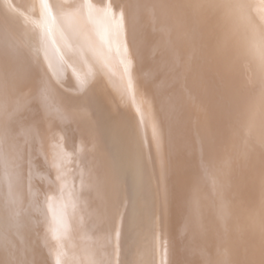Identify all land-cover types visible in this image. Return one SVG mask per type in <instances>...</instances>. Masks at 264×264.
Returning a JSON list of instances; mask_svg holds the SVG:
<instances>
[{
  "label": "bare ground",
  "instance_id": "6f19581e",
  "mask_svg": "<svg viewBox=\"0 0 264 264\" xmlns=\"http://www.w3.org/2000/svg\"><path fill=\"white\" fill-rule=\"evenodd\" d=\"M176 1L183 3L184 4L183 8H184V6H186L187 8H190V10L192 11V14H191V15H193L192 22H194V26L192 29L191 28H186V29L183 28L180 30L178 27H175V25H173V23H171L169 21L170 18L168 17V13H167L168 19H166L167 18L166 13H165L166 10L163 9L162 3L160 0H145V2H147L146 5H149L150 7L147 8L146 6H144L147 9H144V7H141L142 10L144 9L141 13L139 12V10H141L139 5H142V4L139 2L140 3L138 5L139 8H137V9H139L138 12L140 13V15L138 16L139 17L138 19H136L133 4H132V2H130V0H85V1H83L84 4L82 5V8L79 11H71L68 8H65L58 0H49V4L52 8V14H54L55 19H52L50 17V15L47 12H45L44 9H42L41 0H0V149H2V151H4V152H6V149H7L8 150L7 153L10 154L12 159H15L18 162L22 156L19 157V154L14 155L13 153H12L13 154V156H12L11 152L9 151V145L11 143L17 144L18 142H21L20 140H22V141L24 140V142L27 143L28 141L26 142V140L23 138L26 137V139L29 140L30 137H32V134H33L32 131L34 132V130H35V128H34V130H32L33 128L31 127L32 125L34 126L33 121H35L34 118L32 117L34 115L31 114L32 110L30 111V109H29L30 107H32V104L29 103L31 105L29 108H26L27 106H25V105H27L25 103L31 101L29 98V96H30L29 94H31L29 91H31V90H30V88L28 90L27 80L30 77H33V75L30 76V72H32L34 70L33 69L34 66L32 67V63L30 61V59H32V58H30V56L26 53L22 54V51H24L25 49L28 50L31 48L33 54L36 53L37 58L38 57H39L38 59L41 58L40 61L43 59L45 62H47V64L43 66L44 68H42V71L44 70L45 73L47 74V79H48V76H50L49 81L46 84L48 85L49 82H53V84L55 85L54 89L57 91V93H56L57 95H53L54 98H56V97L58 98V96H59L58 92H61L62 89L67 88L65 90H67V92H68L71 85H73L74 87L79 86V84H78L79 81L76 80V78L74 77L75 75H77V77L79 76L80 79H82L81 83L83 82L84 84H87V85H90L91 81L92 82L93 81H97V82L103 81V83L104 82H108L107 84L110 83L109 85L111 86V85H114V82H113L114 79L109 78L108 76L111 75L110 70L113 67H111L109 69L108 66H110V65H107L106 67H108L107 69L109 71L106 70L105 68H100V67L106 65V62H103V60L101 58V57H104L105 54H104V52L102 53V51H103L102 50L101 53L104 55H102L99 58L95 52V49H97L98 46L100 47V44H101V43H99L101 41H99V42H95V41H97V39L100 36V30L101 31L103 30L104 34L106 33L105 35H108V40L110 42L107 39L105 40L101 37L103 39V41L105 40V41H108V43L112 44L114 42L113 40L115 39V40H117V42H119L118 47H117L119 49V52H116V53L120 54L119 57H122V59H121L122 64L125 65L123 68L126 70L127 69L131 70L129 73H128V71H125V70H124V72H127L126 75H129V77L133 76L136 79V81L141 84L140 86L143 87L142 90H144V92H142V93H144V95H142V97H140V99H138V97L137 98L135 97L136 101H134V102H137V100H139V102H137V104L140 103V107L142 106V108L145 109V112L142 113L143 115L145 114L144 119L142 118L141 114H140L141 117L140 116L138 117L139 113L137 111H140L138 109L136 111L137 113L135 112L137 114V119L135 117L136 115L134 116L131 112H130V114L133 115L136 122H137L138 118L143 119L145 125H143L142 122L139 123L141 120H138V124H137L138 126H136L137 127L136 130L134 129L135 130V133H134V130H132V129L135 126L132 123H136L135 121L133 122V120H132L131 121L132 123L130 122L132 124V127L130 129V128H127L128 122L126 123L122 120L120 121V119H119L120 123L121 122L124 123V124H122V126H124L123 131H125V130L126 131H125V133H122L123 132V131H121L122 129L121 130L119 129L121 126L120 127L117 126L116 129L117 130L119 129L118 134L122 133V134L117 135V136H119L120 144H121V140H122V143H124L126 147H124V149H123V148H120L121 145L120 146L117 145L116 146L117 148L115 147V149L118 150V147H119V149L122 150L121 152H119L120 158L122 156V159H127L128 161L130 160L129 163H132L134 167H137L138 170L139 169L143 170V171H141V173H144L145 180L148 178L147 181L149 182V184L153 185V184L157 183L156 184L157 187H155V188H158V189L155 190V193H156L157 198L160 200V203L158 201H157V203H156V201H154V203L149 204V206H151L152 208L154 206L156 208L155 211H157L156 214H158V212H159V215H160L159 219L160 220L163 218L161 220L162 221V224L160 227L161 229H158V230H161L160 232L162 233L161 238L158 240L162 239V241H164L163 245L167 244L166 246L168 249L165 251L164 261L162 260L163 259V257H162L163 253L160 252V253H162V254H160V256L162 255L161 260L163 261V264H264V0H176ZM142 3H143V0H142ZM159 4L161 5L160 7H162V8H159L157 10L156 5L158 6ZM19 15H23V21L21 18V22L20 21L17 22V20L20 19ZM157 16L159 18L158 20H161V22L159 24L162 23L164 25V27L163 26L161 27V25H160L159 27H161V28H159V29H158V27L157 28L155 27L156 26V19L155 18H157ZM188 22H191V20H189ZM18 23H19V25H18ZM101 34H102V32H101ZM106 44H107V42H106ZM106 44H105V46H106ZM200 45H202V47ZM95 46H97V47H95ZM103 46L104 45H102L101 48H103ZM104 48H106V47H104ZM112 48L114 49V46H112ZM115 48H116V46H115ZM100 49L96 50L99 52L98 55H101ZM27 50H25V52H27ZM64 50H67L66 52L68 54L66 52H64ZM110 50H112V49H110ZM115 50H117V49H115ZM200 50H202V53H201L202 55H200ZM113 55L115 56L114 53H113ZM16 58H17L18 64H19L18 67L16 66L18 68L17 76L5 74L6 72H11L14 70L12 64L15 63ZM82 59L85 62H87L89 64V66H91V68L94 67V65H95L97 74L94 75L93 74L94 72L92 73L95 77L92 76L90 71H88V69L90 70V67H88V66H87L88 67L87 71L90 74H88V73H86V75L81 74L82 73L81 71H80L81 72L80 74H76L77 72L75 73L74 68L75 69H76V67L79 68L80 65H82V64L84 65V68L86 69L85 65H87V64H84ZM202 59H204L203 65L200 64ZM208 59H210L211 61L205 62ZM33 60L34 59H32V61ZM107 60L108 59H106V61ZM111 62H112V59L109 63L107 61L108 64H110ZM117 63H115V65L114 64L113 65L117 67V65H118ZM41 66H42V64H41ZM129 67H131V69ZM123 68L121 70H123ZM93 69L94 68H92V70ZM209 69L211 70L210 75H206V72L209 71ZM5 70H6V72H5ZM15 71H16V68H15ZM114 71H116V70H114ZM145 72H147L148 75H145ZM66 74L69 75L68 79H66V76H67ZM71 75H72V77H71ZM39 77H40V74H39ZM31 80H32V78H31ZM132 81H134V80H132ZM88 82H90V83L88 84ZM116 82L118 83L119 81L116 80ZM37 83H38V80H37ZM43 83H44V80H43ZM103 83H101L102 87H103ZM97 84H99V83H97ZM107 84H105V85H107ZM30 85H32V84H30ZM119 85L116 84L115 88L117 87L119 89L120 87H124L123 86L124 83L122 84V82H121L122 86H119ZM36 86H37V84H36ZM80 86H82V85H80ZM110 86H108V85L105 86L108 89V92L111 89V87L113 88V86H111V87ZM108 87H110V89ZM87 88L88 87H86V89ZM94 88L92 85L91 91L90 90L88 91L89 88L86 90L87 93L84 91L77 93L78 92V90H77V92L71 94L70 98L73 95V97L75 98V101H76L75 109H74L73 105H72L73 107H71L74 109L72 111H74L75 113L65 112L66 109H68V110H70V109L68 106H66L68 108H66L65 106L63 107V108H66V109H64V113L65 114L68 113L67 116L70 115V117H68V119H70V120H68L66 118L67 116H64V118H63V119H65V118L67 119L70 129L72 127L76 128L78 126L77 125V123H78L77 119L78 118L75 120V117L77 114L76 112H80V111H78L79 109H83V112L85 111L86 113L91 112V108H93V107H97V109L100 111L102 110L103 107H101V105L97 101H98V98H100L98 96H102V98H103L104 95L102 93H99V89H98V93H97V91L96 92L94 90L92 91V89H94ZM31 89H33V88H31ZM95 89H97V88H95ZM105 89L103 87V90H105ZM134 89H132V90H134ZM42 90H43V88H42ZM121 90H122V88H121ZM127 91H128V89L127 90L123 89V93H125V94L128 93L129 95L133 94V93H131L132 92L131 89L129 90V92H127ZM62 92H64L66 98H69L68 96L71 93L70 91H69L70 93L68 94V96H66L65 91L62 90ZM108 92H106V93L104 92V93L106 95L107 94L110 95L109 98H111V95H112L111 93L115 92V91L113 90L110 94ZM118 92H119V94L121 93L120 89L118 90ZM134 93H136V91ZM60 94H63V93H60ZM117 94L115 92V95H117ZM139 94L137 92L136 96H138ZM108 95L106 96V100L109 99V98L107 99ZM133 95H135V94H133ZM60 96H63V95H60ZM117 96H114V97H117ZM121 96L123 97L124 95H121ZM121 96H119V97H121ZM132 96L130 98H132ZM46 97L49 98L50 95L47 94ZM79 97H85L86 99H89L90 101L86 100V102L79 103L82 101L81 100L82 98L80 99L81 101H79V99H78ZM112 97H113V95H112ZM114 97H113V99H114ZM119 97H117V98H119ZM127 98L128 97H126V99ZM130 98H129V100H130ZM104 99H105V97H104ZM28 100H30V101H28ZM53 100H55V99H53ZM63 100H64V98H63ZM68 100H70V99H68ZM72 100L74 101L73 98H72ZM114 100H116V99H114ZM101 101H102V99H101ZM101 101H100V103H101ZM116 101L118 102V100H116ZM116 101H115V103L117 104ZM122 101H124V100H121V106L123 104ZM63 102H65V101H63ZM72 103H74V102H72ZM103 103H104V101H103ZM60 104H61V102H60ZM112 104H113V106L116 105L113 103V101H112ZM128 104H129V102H128ZM66 105H68V104H66ZM117 105H120V104H117ZM131 105H133V103ZM138 105L135 104L134 109H136V106H138ZM58 106L60 107V105H58ZM113 106H109L108 108H110V107L112 108ZM121 106H120V108H121ZM61 107H60V109H61ZM128 107H129V105H128ZM133 107H134V105H133ZM140 107L138 106L137 108H140ZM27 109H29V110H27ZM31 109H35V108L33 107ZM55 109H57V108H55ZM60 109H59V113H60ZM115 109L117 110V106ZM61 110L63 112V109H61ZM121 110L123 111L124 109H121ZM115 112L116 111H114V113ZM91 113H93V112H91ZM117 113L118 112H116V114ZM65 114H62V115H65ZM125 114H126V116L128 115L127 111ZM35 115H38V114H35ZM94 115L96 116V114H94ZM94 115H92V116H94ZM57 116L54 118V121L52 119H50V121H53V122L47 121V122H49L47 124L54 123L55 124L54 126L62 125L60 123L62 121L60 120V118H57ZM85 116H87V114ZM92 116L90 117V119L92 118ZM95 116L93 118H95ZM119 116H121V115H119ZM119 116H117V117H119ZM71 117L74 119L72 120ZM83 118H87V117H83ZM119 118H121V117H119ZM124 118H126V117H124ZM39 119H40V117H39ZM87 119H85V120H87ZM198 119H200L202 122L199 123V124H201V126H200L201 128L200 129L197 128L199 130L197 133L195 126H196V121ZM230 119L236 121V124H234V125L232 124L233 126H230L229 125ZM85 120L82 119L81 121L83 123L80 122L79 124H81V123L84 124ZM91 120L93 121V119H91ZM63 121H65V120H63ZM67 121H65L66 124H67ZM90 121L87 123H93V125L95 127L96 126L94 123L95 121L94 122H92V121L90 122ZM65 122H64V124H65ZM96 122H98V121H96ZM114 123L116 125H119V123L116 122V120L114 121ZM114 123L111 122V127H113L112 125H115ZM39 124H40V122H39ZM47 124H45V125H47ZM108 124H109V122H108ZM139 124H141V125H139ZM35 125H36V123H35ZM70 125L72 127H70ZM93 125L91 124L90 127H92ZM97 125H99V124H97ZM125 125H127V126H125ZM62 126H66V125H62ZM108 126L110 127V125H108ZM67 127H68V124H67ZM105 128L106 127H104V129ZM56 129H58V128H56ZM89 129H91V128H89ZM104 129H103V132H104ZM111 129H110V132L113 131ZM128 129L132 130L133 132L128 131ZM141 129L144 131L145 130L148 131V132L146 131V136L144 135V133H140L141 135H139V136L136 135L139 133V131H141ZM62 130L66 131V127L64 129L62 128L60 131H59V129L56 130L55 133H57V131H58L57 134H59V132L61 134L63 132ZM98 130H99V133H101L102 130H100V129H98ZM105 130H107V129H105ZM114 130H115V127H114ZM49 131H52V130H49ZM89 131L91 132L92 130H88V132ZM52 132H49V133L51 134ZM75 132H77V131H75V129H74V133ZM92 132H94V131H92ZM116 132L117 131H115V134H116ZM68 133H69V131H68ZM78 133H77V135H78ZM94 133L97 134V132H94ZM104 133H106V132H104ZM108 133H109V131H108ZM108 133H106L107 135L106 134L105 135H106V137L109 138L110 134H108ZM53 134H54V132H53ZM53 134H52V136H53ZM70 134H72V133L70 132ZM142 134L145 137H143ZM100 135L101 134L98 135L99 138L104 137L103 135L100 137ZM50 136H49V138H50ZM58 136H60V135H58ZM90 136H92V135L90 134ZM117 136H114L115 139L118 138ZM53 137L55 138L56 134H54ZM53 137H51V140ZM92 137L95 138V135ZM96 137H97V135H96ZM106 137H104V138H106ZM32 138H34V140L36 142L32 141V139H31V141H32L31 144H34L33 142H35L34 146L36 147L37 146L36 144H38V146H40L39 149L42 150L41 149L42 144L40 145L39 144L40 142L37 143L39 141V140L38 141L36 140L37 136H35V137L33 136ZM40 138H41V136H40ZM54 138H53V140H54ZM90 138L88 137L87 141H89ZM108 138H106V140ZM83 139H84V137H83ZM86 139H87V137H86ZM96 139L98 140V138H96ZM11 140H12V142H11ZM45 140L48 141L47 138ZM57 140H58V138H57ZM57 140H55V142L59 141V140L58 141ZM60 140L63 141L62 139H60ZM91 140L93 141L94 139L91 138ZM102 140H103V138H102ZM102 140H101V142H102ZM106 140H104V141L106 142ZM29 142L27 145L24 143L26 151H27ZM94 142H96V141L94 140ZM94 142H92V143L95 144ZM41 143H43V142L41 141ZM47 143H49V144L53 143L54 144V142H51V141H49ZM63 143H64V141H63ZM21 144H23V142ZM31 144H30V146H31ZM53 144L51 146H55V144L54 145ZM74 145H76V144H74ZM96 145L97 144H95V146ZM102 145H101V147H102ZM30 146H29V149H31V151H32L33 146H31V148H30ZM38 146H37V148H38ZM44 146H46V145L44 144ZM51 146L49 148H51V149L54 148ZM63 146H64V144H63ZM18 147H20V146H18ZM35 147H34V149H35ZM56 147H55V149H56ZM89 147H90V145H89ZM44 148L47 149L46 147H44ZM71 148H73V146ZM106 148L107 147L104 146L105 151L107 150ZM64 149H65V147H64ZM84 149H85V147H84ZM86 149H85V151L89 150V149H87V150ZM21 150H23V149H21ZM102 150H103V148L101 149V151ZM13 151L14 150H12V152ZM26 151H25V154H27ZM51 151H55V150H51ZM69 151H70V149H69ZM89 151H91V150H89ZM113 151H114V149H113ZM61 152L58 154V157L61 156L60 155ZM67 152H65V153H67ZM71 152L72 151H70V153ZM23 153H24V150H23ZM40 153H41V151H40ZM70 153H69V155L66 154L65 158L67 157V155L70 156ZM80 153H82V152H80ZM80 153H79V155H80ZM93 153H94V151H93ZM105 153L108 154L107 152H105ZM116 153H118V152H116ZM36 154H37V152H36ZM71 154H73V153H71ZM24 155H23V157H25ZM39 155L40 154L38 152V156ZM41 155L46 157L45 154L43 155V152ZM54 155H55V153H54ZM75 155L76 154H73V155H71L73 157L72 158L69 157V158L73 159ZM87 155H88V157H90V155H92V152L87 154ZM87 155L84 157L86 158ZM115 155H117V154H115ZM47 156H48V154H47ZM117 156L115 159H117L119 157V156L118 157ZM51 157L56 158L57 154H56V157L55 156L53 157V154ZM77 157H79L78 154L76 156V159H79ZM105 157H106V155H105ZM111 157H112V154H111ZM111 157L109 156L110 159H111ZM49 158L50 157H48L47 159H49ZM65 158H63L64 162H65ZM26 159H27V157L23 160H26ZM37 159H38V157H37ZM39 159H40V157H39ZM42 159H43L42 162H45L44 158H42ZM51 159H49V161ZM71 159H70V161H72V163L75 162V160H76V159H74V160H71ZM81 159H83V158H81ZM86 159H88V158H86ZM110 159H108V160H110ZM112 159H114V158H112ZM83 160H85V159H83ZM96 160H98V159H96ZM30 161H32L31 163H32V165H34L33 159H30L29 162ZM49 161H47V162H49ZM61 161H62V159H61ZM61 161H60V163H61ZM111 161H114V160H111ZM2 162H5V161H2ZM38 162H39V164H43L42 162H40V160ZM79 162H82V161L79 160ZM50 163L55 164V162H52V161ZM50 163L45 164V165L46 166L51 165ZM97 163H99V162H97ZM97 163H96V165H99ZM110 163L114 167L116 166V164L114 165V162L113 163L110 162ZM120 163L122 166H124V164H122V162H120ZM19 164H20V162H19ZM69 164H70V162H69ZM101 164L103 165V163H101ZM132 164H129V166L130 165L132 166ZM32 165H30V166L33 169L35 165L33 167H32ZM56 165H58L57 162H56ZM72 165L74 166V164H70L69 167H71ZM102 165H100V168L103 167ZM110 165H109V167H110ZM125 165H127V164H125ZM38 166H40V165H38ZM65 166L67 167L68 165L66 164ZM113 166H111V169ZM59 167H61V166H59ZM106 167H108V165H106ZM117 167H115V168H117ZM125 167H127V166H125ZM90 168H88V169H90ZM94 168L98 169V167H96V166L93 167V169ZM115 168H114V171H115ZM131 168H133V167H131ZM47 169H49V168H47ZM58 169H57V171H58ZM62 169L66 170V168H64V167H62ZM73 169H76V167L74 166ZM121 169H122V167H121ZM135 169H133V170H135ZM21 170H22L21 173H23L24 170L22 168H21ZM28 170H31V169L28 168ZM68 170L71 171L72 169L69 168ZM27 171H26V173H27ZM33 171H34V169H33ZM45 171H46V168H45ZM54 171H56V170H54ZM66 171H64V172H66ZM72 171H74V170H72ZM72 171H71V173H72ZM88 171H90V170L86 169V172H87L86 174H88ZM98 171H99V169H98ZM114 171H112V174L115 173ZM116 171H118V170H116ZM109 172H111V171L109 170ZM118 172H120V170ZM11 173H12V171H11ZM35 173H36V171H35ZM48 173L49 172H47V174ZM67 173H68V171H67ZM96 173H98V172H96ZM100 173L102 174L101 171H100ZM105 173L106 172H104V174ZM17 174H19L18 175V176H20L19 178L22 177V174L20 175V172H18ZM24 174H25V171H24ZM28 174L30 175L32 173H28ZM33 174H34V172H33ZM38 174H39V172H38ZM47 174H46V176H47ZM49 174H52V172ZM117 174H115V175H117ZM25 175H27V174H25ZM57 175H58V173H57ZM71 175L73 176L74 172ZM89 175H87V176H89ZM31 176H33V175H30V177ZM34 176H35V174H34ZM74 176H76V175H74ZM105 176L107 177V173ZM105 176L103 175L102 179ZM25 177H27L29 180L28 175ZM41 177H44V175L42 174V176H40L39 178L37 176V179H40ZM47 177H49V176H47ZM142 177H143V175H142ZM117 178H119L118 175H117ZM120 178H123V177H120ZM120 178L117 180H122ZM35 179L36 178L34 177V180ZM62 179H63V177H62ZM69 179H70V181L72 180V182L75 180V179L73 180L72 177H69ZM99 179H101V178L99 177ZM17 180H18V177H17ZM23 180H24V178H23ZM31 180H33V179L31 178ZM84 180L85 179H83V181ZM91 180H92V177H91ZM18 181H20V179ZM67 181H68V179H67ZM83 181H81V182H83ZM86 181L84 183H87ZM96 181L98 182V177H97ZM113 181H114V179H113ZM42 182H43L42 188H40L41 186L40 187L37 186L40 189L36 188V190H35L33 188L35 190V191L33 190L35 193V194L33 193L34 194V196H33L34 200H32V201L30 200V202L34 203V201H35V203L32 204L31 206H33V208H34V206H36V204L39 205L40 210L44 211L43 214H45V217H44L45 221L47 220V222L52 223V225L54 223L57 224L58 226H59V224H64V223L70 224L67 234L64 235L65 236V238H64L65 243L64 244L66 245L64 259H62L63 258L62 257L63 253H62V255L59 256V258L60 257H62V258L59 259V262L57 264H97L99 262L98 257H97L98 254L95 253L94 249H98L100 247V244H98V243L101 242V240H100L101 238L103 239V237H104V239H105V237H106L107 238L106 241H108V238L110 240H112L113 238L116 239L117 238L116 235H119V237L121 239L124 238V236L121 235V233L124 230L123 227L125 225V224H123V222H122L123 226L120 224L117 225L116 223L115 224L112 223L111 225H109V224L105 225V228L102 230L101 229V227L103 228V222L101 221L102 219L100 220L101 222L100 221L98 222V221H96V218L90 219L89 217H88L89 220H86V221H85V219H86V217H85L84 221L82 222V223H85L84 225H87V223L89 221H93V222L96 221V222L93 226H90L89 232H86L88 237L83 236L86 234L82 235L81 229H82V226H84L83 224L81 225V228H80L81 234H80V232H76L75 228H77L79 225L74 228V226H75L74 224L76 223L78 218L77 219L74 218L75 216H74V213L72 212L73 206L70 205L69 207H67V210H65L63 207L61 208V206L63 204H61V206L58 203H57V206L55 204V202H57L56 200H58L60 198H61V200H63L62 197H56V195L59 193V192L57 194L55 193V192H57V189H58V191L60 189H65L71 183L69 182V184H68V182H67V184H68L67 185L64 182V180L62 181V180H59L55 177H53V178L50 177V178L44 179ZM90 182L92 183L93 181H90ZM27 183L25 182V186ZM31 183H35V182H31ZM77 183H78V181H77ZM77 183L74 182L73 185L77 184ZM98 183L95 185L96 187L98 186ZM103 183L104 182H102V184ZM120 183H122V182H120ZM144 183L146 184L147 182H144ZM5 184H7V183H5ZM21 184H23L22 181L19 184V187L21 186ZM116 184H119V182H116ZM30 186L33 187V185H30ZM104 186H106L105 183H104ZM110 186H112L111 183H110ZM110 186H108V187H110ZM115 186H118V185H115ZM77 187H78V185H77ZM98 187L100 188L101 186L99 185ZM122 187H123V185H122ZM23 188H25V187L23 186ZM72 188L73 187H71V189ZM111 188H113V187H111ZM111 188H110V190H111ZM21 189L18 190L17 195L19 194V191ZM71 189L69 190L70 192H72L74 190V189L73 190H71ZM106 189L108 190V188H106ZM116 189L118 190L117 187H116ZM120 189H122V188L120 187ZM126 189L124 190L125 192H126ZM145 189H146V192L148 193L147 188H145ZM22 190L25 191L27 189H22ZM77 190H80V189H77ZM119 191L120 190H118V192ZM129 191H131V190L129 189ZM21 192L23 194V191H21ZM6 193H8V192H6ZM111 193H112V191L110 192V195H111ZM114 193H117V192L114 191ZM27 194H25L27 197H28V195L30 196V194H28V195ZM61 194H63V193H61ZM103 194H105V193H103ZM32 195L30 196V198L32 197ZM70 195H72V194H70ZM113 195L111 196L112 198H114ZM116 195L117 196H115V197L118 198L119 193ZM8 196H9V193H8ZM23 196H24V194H23ZM23 196H21V193H20V196L19 197L17 196V197L20 198ZM72 196L74 197V195H72ZM123 196L121 194V197H123ZM15 197H16V195H15ZM24 197H23V199H24ZM33 197L31 199H33ZM111 197H109V198L111 199ZM124 198H126V197L124 196ZM118 199H116V202L118 201ZM50 200H51V202L54 201V203H51ZM96 200H98V199H96ZM130 200H132V199H130ZM149 200H151V199L149 198ZM21 202H22V199L20 200V203ZM111 202H113V201H111ZM111 202H109V203H111ZM116 202H113V203L116 204ZM96 203L97 202H95L94 204L96 205ZM117 203L119 204V202H117ZM122 203L123 202H121V207H122ZM125 203H126V201H125ZM127 203H129V202H127ZM18 204H19V201H18ZM101 204H97V205L100 207ZM19 205H21V204H19ZM68 205H69V203H68ZM117 205L115 207H112L113 210H114V208L116 209ZM127 205L130 206L129 204H127ZM88 206L89 205H87V207ZM113 206H114V204H113ZM123 206H125V204ZM158 206H161L160 210H158V208H157ZM18 207H20V206H17V208ZM6 208H8V207H6ZM36 208L38 209L39 207L36 206ZM112 208H111V210H112ZM119 208H120V206H119ZM105 209H107V208H105ZM102 210H104V209H102ZM102 210H100V211H102ZM109 210H108V212H110V214L112 216L111 212H113V210L112 211L111 210L109 211ZM117 210L118 209H116V211ZM134 210L137 211L136 208ZM149 210L154 211L153 209H149ZM4 211L7 212V210H4ZM12 211H13V209H12ZM16 211L17 210H15V212ZM21 211L22 210L20 209V212ZM35 211H37V210H35ZM100 211L98 210V211H96V213H98ZM106 211L103 214L108 213ZM155 211H154V213H155ZM0 212H2L1 214L4 215L3 210H1ZM38 212H39V209L37 211V215H38ZM40 212H42V211H40ZM131 212H133V211H131ZM19 213H18V215H19ZM21 213L19 216L22 215ZM75 213H77V212H75ZM88 213H89V211H88ZM121 213L125 214L124 211ZM14 214H12V216ZM103 214H102V216H103ZM41 215H42V213H41ZM79 215L80 214L77 213V217ZM90 215H92L91 212H90ZM23 217L25 218L27 216H22V218L21 217H19V218L24 220ZM105 217L107 218L106 215H105ZM124 217H125V215H124ZM13 218H12V220H14ZM126 218H123V220ZM128 218H130V217H128ZM31 219H32V217H31ZM36 219H37V217H36ZM44 219L42 218V220H44ZM79 219H80V217H79ZM156 219L157 218H155V220ZM1 221H2V219H1ZM9 221L10 220H8V222ZM17 221H20V219H18ZM27 221H29V220H27ZM24 222H26V221L24 220ZM154 222L155 221H153V223ZM6 223H7V221H6ZM9 223H11V221ZM37 223L39 224L38 221L35 224H37ZM48 223L47 224L45 223V224L49 225ZM135 223H136V221H135ZM2 224L0 222V245H2L4 243V245H7L6 247L10 251H7L5 253V254L8 253L7 256L4 253H1V255H0L1 263L0 264H2V263H4V264H18V260L14 261L11 259L14 256L13 253H15V251H16L14 249V247H16V246H14V244H13L14 243L13 241H15V240H14L13 235H12L14 232V229L13 230L8 229V226H5V224H4L5 227H3ZM45 224H43V225H45ZM157 224H159V223H157ZM29 225H31V224H29ZM52 225L50 224L49 226H52ZM57 225H56V228H57ZM136 225H138V224L136 223ZM149 225L152 226V224H149ZM38 226H40V225H38ZM13 227H11V228H13ZM19 227H17V228H19ZM23 227L24 228H22V230L25 229L26 226H23ZM98 227L100 230V234L102 232V234H101L102 236H99V234L96 233V230L98 229ZM44 228H45V226H44ZM125 228H127V227H125ZM20 229L18 232H20ZM52 229H53V227L51 228V230ZM77 229L76 230L79 231V228H77ZM84 229H86V228H84ZM8 230L10 233L8 232ZM30 230H32V228L29 229V231ZM126 230H128V229H126ZM129 230L128 231L130 233H132L131 229H129ZM148 230L149 229L146 228L147 232H148ZM42 231L43 230H41V232ZM139 231L140 230L138 229V232ZM22 232H24V231H22ZM129 232H127V234ZM76 233H79V234H76ZM158 233H159V231H158ZM136 235H137V233H136ZM147 235L148 234H146V236ZM159 235H160V233L158 234V236ZM111 236L112 237L114 236V237L111 238ZM95 237L97 239L99 237H101V238L99 239L100 241L97 243V245L95 243V246H94V242H95L94 238ZM133 238H132V240H133ZM146 238H144V240ZM152 239H154V238H152ZM60 240H62V239H60ZM116 241H117V239H116ZM151 241L152 240H150V242ZM117 242H115L116 245L118 244ZM125 242H126V239H125ZM9 243L12 244L11 246H14V247H12L14 250L13 252L11 250L12 248L10 249L11 246L8 247L10 245ZM48 243H50V242H48ZM102 243H103V240H102ZM111 243L109 245H111ZM30 244H31V242H30ZM60 244H61V241H60ZM60 244H58V245H60ZM61 245H62V247H64L63 242ZM98 245H99V247H98ZM102 245H101V247H102ZM109 245L107 247L112 249V247H109ZM135 245H137V244L135 243ZM44 246H46V245H44ZM158 246H159V244H158ZM166 246L164 245V247H166ZM4 247H2V248H4ZM94 247H96V248H94ZM121 247L126 249L124 247V245H122ZM33 248L35 249V247H33ZM115 248L117 249V247L114 246V249ZM32 249H30V250H32ZM56 249H58V248H55V250ZM100 249H102V248H100ZM103 249H104V247H103ZM150 249L153 250V248H150ZM106 250H105V252H106ZM131 250H133V249H131ZM161 250H162V248H160L159 251H161ZM57 251L58 250H56V252ZM110 251L107 254L111 253ZM152 252H154V251H152ZM59 253L61 254L60 251L58 252V255H59ZM136 253H137V249H136L135 254ZM107 254H106V257H107ZM116 254L118 255V252ZM16 255L18 256V254H15V258H16ZM58 255H57V257H58ZM111 255H113V254H111ZM2 256H4V257L6 256L5 258L3 257L6 261L4 259H1ZM109 257H112V256H110V254H109ZM13 259H14V257H13ZM140 259L141 258H139V260ZM154 259L156 261V262L154 261L155 263L161 262L160 257L157 254H155ZM109 260H110V258H109ZM117 260H118V258H117ZM119 260H120V257H119ZM51 261H53V260H51ZM112 261H113V259H112ZM112 261L110 264L113 263ZM149 261H151V259ZM144 262H147V260H144ZM99 263L102 264L103 262H99ZM119 263H120V261H119ZM20 264H21V262H20ZM147 264H148V262H147ZM152 264H153V262H152ZM161 264H162V262H161Z\"/></svg>",
  "mask_w": 264,
  "mask_h": 264
},
{
  "label": "rangeland",
  "instance_id": "374dc122",
  "mask_svg": "<svg viewBox=\"0 0 264 264\" xmlns=\"http://www.w3.org/2000/svg\"><path fill=\"white\" fill-rule=\"evenodd\" d=\"M65 8H68L69 10H71V11H79L81 8H82V5L84 4V2L83 1H85V0H58ZM161 1V3H162V7H163V9H165L166 11H165V13H166V17H167V13H168V17L170 18V22L171 23H173V25H175V27H178L180 30L181 29H186V28H193V26H194V22H192V20H193V15H191L192 14V11L190 10V8H187L186 6H184V8H183V3H181V2H177L176 0H160ZM130 2H132V4H133V8H134V12H135V16H136V19H138L139 17V15H140V13L144 10V9H147V8H149L150 6L149 5H146L147 4V2H145V0H143V3H142V0H130ZM138 2V3H137ZM142 4V5H139L140 3ZM30 3V2H29ZM82 3V4H81ZM138 5H139V7H140V9L141 10H139V9H137V8H139L138 7ZM144 6H146V7H144ZM161 5L159 4L158 6L156 5V9L158 10L159 8H162V7H160ZM141 7H144V9L142 10V8ZM158 7V8H157ZM155 9V10H156ZM138 10H139V12H138ZM183 10V11H182ZM20 16V19L19 20H17V22H21V18H22V21H23V15H19ZM168 17L166 18V19H168ZM156 19V28L158 27V29L159 28H161L162 26L164 27V25L161 23V24H159L160 22H161V20H158L159 18H158V16H157V18H155ZM189 20H191V22H188ZM18 25H19V23H18ZM161 25V27H159ZM101 32H102V34H101ZM106 34V33H105ZM104 34V32H103V30L101 31L100 30V36H99V38L97 39V41H95V42H99V41H101V42H99V43H101L100 44V47L98 46H95V47H97V49L99 50L101 47H102V45H104L103 46V48H101L100 49V54L101 55H98L99 54V52L98 51H96L97 49H95V52H96V55L100 58L102 55H104V57H101L102 58V60H103V62H106V65H104V66H102V67H100V68H105L106 70H108L107 68L109 67V69L111 68V67H113L111 70H110V73H111V75L110 76H108L109 78H112V79H114V85H111V86H113V88L109 85V84H107L108 82H104L103 83V81L102 82H100V81H91V84L93 85V88L95 87V88H97V89H92V91L94 90L95 92L97 91V93H98V89H99V93H102L103 95H104V97H105V99H104V97L102 98V96H98V97H100V98H98V103L101 105V107H103L102 108V110L100 111V110H98L97 109V107H93V108H91V112H93V113H91V112H89V113H86L85 111L83 112V109H79L78 111H80V112H76L77 114H76V117H75V120L77 119V121H78V123H77V127L76 128H73L71 125H70V127H72L71 129L69 128V123H68V121H67V119H68V117H70V115L69 116H67V114L68 113H64V109H66V108H68L69 107V109L70 110H68V109H66L65 110V112H72V113H75L74 111H72V110H74L75 109V106H76V101H75V98L73 97V95H72V97L70 98V96H71V94H73V93H75V92H77V90H78V92L77 93H80L81 91H84V92H86L87 93V89H88V91L90 90L91 91V88H92V85L90 84V85H87V84H84L83 82L81 83V80L82 79H80V77L78 78L77 77V75H75L74 77L76 78V80H78L79 82H78V84H79V86L78 87H74L73 85H71L70 86V88H69V90H68V92H67V90H65V89H67V88H65V89H62L63 91H65L66 92V96H68V94H69V98H66L65 97V94H64V92H62V90H61V92H58L59 93V96H58V98L56 97V98H54V96L53 95H57L56 93H57V91L54 89V84H53V82H49L48 83V85L46 84L48 81H49V77L50 76H48V79H47V74L45 73V71L43 70L42 71V68H44L43 66L44 65H46L47 64V62H45L43 59V61L41 62L40 61V59H38L37 58V56H36V53H34L33 54V52H32V50H31V48L30 49H25V50H27V52H25V50L24 51H22V54H28L29 56H30V58H32V59H34L33 61H32V59H30V61H31V63H32V67H33V71L32 72H30V76L31 75H33V77H30L28 80H27V84H28V90H29V88H30V90L31 91H29L31 94H29L30 96H29V98H30V100H28V101H30V102H27V103H25V104H27V105H25V106H27L26 108H29L31 105L30 104H32V107H30L29 109H30V111L32 110V112L34 113H32L31 112V114L32 115H34V116H32L33 118H34V120L35 121H33V124H34V126L32 125L31 127L33 128H31L32 130H34V128H35V130H34V132L32 131V133L34 134H32V137L34 136H37V138H36V140L38 141L37 143H39L42 147H41V149L43 150H40L39 148H40V146H38V144H36L37 146H38V148H37V146L35 147L34 146V144H35V140H34V138H32V137H30V139L28 140V139H26V137L25 138H23V139H25L26 140V142L28 141H30L29 142V145H28V148H27V151H26V148H25V146H24V140L22 141V140H20L21 142H18L17 144L16 143H14V144H10L9 145V151L11 152V154L13 153L14 155H16V154H19V157H21V159L17 162L15 159H12V157L10 156V154H8L7 152H8V150L6 149V152H4V151H2V149H0V211L1 210H3V212H4V215L3 214H1L2 212H0V222H1V224L3 225V227H5V226H8V229H11V230H13L14 229V232H13V238H14V240L15 241H13L14 243V246H16V247H14V246H11L12 244L11 243H9L10 245L8 246V247H10V249L12 248V247H14V249L16 250L15 251V253H13L14 254V259H13V257L11 258L12 260H14V261H17L18 260V264H20V262H21V264H57L58 262H59V259L60 258H62V259H64V254H65V247H66V245L64 244L65 242H64V238H65V234H67V232H68V229H69V225L70 224H66V223H64V224H59V226L57 225V224H53L52 225V223H48L47 222V220L45 221V219H44V217H45V214H43L44 213V211L43 210H40V206L39 205H37L36 204V206L37 207H39L38 209H39V212H38V215H37V211H38V209L36 208V206H34V208H33V206H31L32 204H34L35 203V201H34V203L33 202H30V200L32 201V200H34V191L36 190V188L37 189H40V188H42V184H43V180L44 179H47V178H53V177H55V178H57V179H59V180H64V182L67 184V182H68V184H69V182L71 183V184H67L68 186L65 188V189H60L59 191H58V189H57V192H55L57 195H56V197H62L63 198V200H61V198L60 199H58V200H56L57 202H55V204H56V206H57V203L61 206V204H63L62 206H61V208L63 207L65 210H67V207H69L70 205H72L73 206V208H72V212L74 213V218H78L77 219V221H76V223L74 224L75 226H74V228L76 227V226H78L77 228H79V231H77L78 229L77 228H75V231L76 232H80V228H81V225L83 224H85V223H82L83 221H84V219H85V217H86V219H85V221L86 220H89V218L91 219V218H96V221H100L101 219V221L103 222V228L101 227V229L103 230L104 228H105V225H111L112 223H116L117 225L118 224H120V225H122L123 226V224H125L124 225V227H123V229L125 230H123V232L121 233V235H123L124 236V238L126 239V242H125V239L123 238V239H121L120 237H119V235H116L117 236V241H116V239L115 238H113L112 236H111V238H113L112 240H110L109 238H108V241H106V237H105V239H104V237H103V239L101 238V237H99L98 239L95 237L94 238V240H95V242H94V246H95V243H96V245H97V243L101 240V242L100 243H98V244H100V247H99V245H98V249H94L95 250V253L96 254H98V261L99 262H103L102 264H110L111 263V261H112V259H113V263L112 264H147V262H148V264L150 263V264H152V262H153V264H161V262H162V264H163V261H164V259H165V251L166 250H168L167 249V244H164L166 247H164V245H163V243H164V241H162V239L161 240H158V239H160L161 238V230H158V229H161L160 227H161V224H162V219L160 220L159 218V212H158V214H156L157 213V211H155V207L153 206V208L151 207V206H149V204H153L154 203V201H156V203H157V201L160 203V200L157 198V196H156V193H155V190H157L158 188H155V187H157L156 186V184H149V182L147 181V179L145 180V178H144V173H141V171H143V170H138V168L137 167H134L133 166V164L132 163H129V161L127 160V159H122V156H121V158H120V153L119 152H121L122 150L121 149H119V147H118V150L117 149H115V147L118 145V146H120V148H123L124 149V147H126L125 146V144L124 143H122V140H121V144H120V140H119V136H117V135H120V134H122V133H125V131H123V129H124V126H122V124H124L123 122H119V119H120V121L122 120V121H124V122H128L127 124H128V127L127 128H130L131 129V127H132V124H134V126L135 127H133V129L132 130H136L137 129V127L136 126H138L137 124H138V120H141L139 123H141L142 122V124L143 125H145L144 124V116H145V114L143 115L142 113L143 112H145V109L144 108H142V106L140 107V103H138L137 104V102H139V100H137V102H134V101H136V98L138 97V99H140V97H142V95H144V93H142V92H144V90H142V86H140L141 84L139 83V82H137L136 81V79L133 77V76H131V77H129V75H126L127 74V72H124V70L125 71H128V73L131 71V70H126V69H124L123 67L125 66V65H123L122 64V61H121V59H122V57H119L120 56V54H117L116 52H119V49L117 48L118 47V44H119V42H117V40H113L114 42L111 44V43H108V35H105ZM107 39L108 41H103V39ZM94 42V43H95ZM104 44H103V43ZM106 42H107V44H106ZM110 42V41H109ZM117 42V43H116ZM98 43V44H99ZM105 44H106V46H105ZM114 46V49L112 48V46ZM115 46H116V48H115ZM201 47H202V45H200ZM104 47H106V48H104ZM111 47V48H110ZM200 47V48H201ZM110 49H112V50H110ZM115 49H117V50H115ZM103 50V51H102ZM107 50V51H106ZM115 50V51H114ZM67 50H64V52H66ZM101 51H102V53L104 52V54H102L101 53ZM114 51V52H113ZM67 53V52H66ZM113 53L115 54V56L113 55ZM202 53V50H200V55H202L201 54ZM68 54V53H67ZM109 54V55H108ZM111 54V55H110ZM107 56V57H106ZM111 56V57H110ZM106 57V58H105ZM116 57V58H115ZM120 59H118V58ZM106 59H108L107 61H108V63L111 61V59H112V62L110 63V64H108L107 63V61H106ZM110 59V60H109ZM16 61H15V63L14 64H12L13 65V68H14V70L13 71H11V72H6V70H5V74H8V75H12V76H17V74H18V60H17V58L15 59ZM81 60V59H80ZM83 60V59H82ZM14 61V60H13ZM200 61V60H199ZM207 61H211L210 59H208V60H206L205 62H207ZM83 62H84V64H87V65H85V67H86V69L84 68V65L82 66V65H80V67L79 68H77L76 67V69L74 68V70H75V73L76 74H80L81 72V74H85L86 75V73H88V74H92L93 72V74L94 75H96L97 74V72H96V68H95V65H94V67H92V68H94L93 70H92V68H91V66H89V64L87 63V62H85L84 60H83ZM118 62V63H117ZM37 63V64H36ZM99 63V62H98ZM115 63H117L116 65H117V67L116 66H114L115 65ZM8 64V63H7ZM35 64V65H34ZM41 64H42V66H41ZM114 64V65H113ZM130 64V63H129ZM132 64V63H131ZM200 64L201 65H203L204 64V59H202L201 60V62H200ZM5 65V64H4ZM40 67H39V66ZM93 65V64H92ZM107 65H110V66H108V67H106ZM133 65V64H132ZM17 66V67H16ZM90 67V70L88 69V67ZM129 66V65H128ZM119 67V68H118ZM15 68H16V71H15ZM41 68V69H40ZM84 70H83V69ZM123 68V70H121ZM130 69H131V67H129ZM6 69V68H5ZM79 69V70H78ZM87 69H88V71H90V73L87 71ZM114 70H116V71H114ZM133 70V69H132ZM81 71V72H80ZM109 71V70H108ZM118 71V72H117ZM210 69H209V71H207L206 72V75H210ZM34 73V74H33ZM36 73V74H35ZM73 73V72H72ZM109 73V72H108ZM109 73V74H110ZM39 74H40V77H39ZM92 74V76H94ZM67 76H66V79H68L69 78V75L68 74H66ZM145 75H148L147 74V72H145ZM36 76V77H35ZM82 76V75H81ZM44 77V78H43ZM63 77V76H62ZM71 77H72V75H71ZM95 77V76H94ZM31 78H32V80H31ZM129 78V79H128ZM36 79V80H35ZM73 79V78H72ZM117 81H119L118 83L116 82V80ZM121 79V80H120ZM124 81H123V80ZM31 80V81H30ZM37 80H38V83H37ZM43 80H44V83H43ZM132 80H134V81H132ZM46 81V82H45ZM136 81V82H135ZM29 82V83H28ZM31 82V83H30ZM34 84H33V83ZM99 83V84H97V83ZM121 82H122V84L124 83V87H120L119 89H120V94H119V92H118V88L116 87L115 88V86H116V84L117 85H119V86H122L121 85ZM131 82V83H130ZM77 83V82H76ZM90 82H88V84H89ZM101 83H103V87H104V89L106 88L105 86H110L111 87V89H110V87H108L110 90H109V92H108V89L106 88L105 90H103V87H102V84ZM30 84H32V85H30ZM36 84H37V86H36ZM46 84V85H45ZM105 84H107V85H105ZM129 84V85H128ZM76 85V84H75ZM80 85H82V86H80ZM87 85V86H86ZM126 85V86H125ZM39 86V87H38ZM91 86V87H90ZM97 86V87H96ZM118 86V87H119ZM52 89H51V88ZM68 87V86H67ZM82 87V88H81ZM86 87H88L87 89H86ZM136 87V88H135ZM31 88H33V89H31ZM42 88H43V90H42ZM121 88H122V90H121ZM128 89V91L127 92H129V90L131 89V93H133V94H135V95H131L132 96V98H130L131 96L127 93V94H125V93H123V89L124 90H127ZM135 88V89H134ZM138 88V89H137ZM116 92V94L118 95H115V92H112L113 90ZM118 89V90H117ZM132 89H134V90H132ZM137 89V90H136ZM60 90V89H59ZM107 90V91H106ZM112 90V91H111ZM70 91V92H69ZM136 91V93H134ZM33 92V93H32ZM48 92V93H47ZM106 92H108L109 94L111 93L112 95H113V97L114 96H117V97H119V96H121V95H124L123 97L121 96V97H119V98H117V97H114V99H116V100H118V102L116 101V100H114L113 99V97H112V95H111V98H109L110 97V95H108V97H107V99L108 100H106V94L105 93ZM137 92H138V94L140 95H138V96H136L137 95ZM46 95H45V94ZM60 93H63V94H60ZM47 94H49L50 95V97L48 98V97H46L47 96ZM60 95H63V96H60ZM128 95V96H127ZM130 96V97H129ZM32 97V98H31ZM61 97V98H60ZM126 97H128L127 99H126ZM136 97V98H135ZM63 98H64V100H63ZM72 98L74 99V101L72 100ZM82 98V99H81ZM125 98V99H124ZM129 98H130V100H129ZM53 99H55V100H53ZM68 99H70V100H68ZM79 99V101H81V102H79V103H83V102H86V100L88 101L89 99H86L85 97H79L78 98ZM81 99V100H80ZM101 99H102V101H101ZM133 99V100H132ZM97 100V99H96ZM121 100H124V101H122V106H121ZM57 101V102H56ZM63 101H65V102H63ZM90 101V100H89ZM100 101H101V103H100ZM103 101H104V103H103ZM110 103H109V102ZM112 101H113V103L114 104H116L115 103V101L117 102V104H120V105H114L113 106V104H112ZM127 101V102H126ZM132 101V102H131ZM59 102V103H58ZM60 102H61V104H60ZM72 102H74V103H72ZM128 102H129V104H128ZM30 103V104H29ZM35 103V104H34ZM64 103V104H63ZM133 103V105H134V107H133V105H131ZM34 104V105H33ZM66 104H68V105H66ZM135 104L136 105H138L140 108H137L138 106H136V109H134L135 108ZM29 105V106H28ZM52 105V106H51ZM54 105V106H53ZM58 105H60V107H61V109H63V112H62V110L60 109V107L58 106ZM70 105V106H69ZM74 106V109L73 108H71V107H73ZM128 105H129V107H128ZM56 106V107H55ZM66 107V106H68V107H66V108H63V107ZM109 106H113L112 108L110 107V108H108ZM116 106H117V110L115 109L116 108ZM120 106H121V108H120ZM35 108V109H31V108ZM54 107V108H53ZM59 107V108H58ZM107 107V108H106ZM115 107V108H114ZM55 108H57V109H55ZM128 108V109H127ZM29 109H27V110H29ZM59 109H60V113H59ZM115 109V110H114ZM121 109H124L123 111L121 110ZM137 109L138 110H140V111H137ZM142 109V110H141ZM57 110V111H56ZM68 110V111H67ZM116 111V112H120L119 114L117 113L116 114V112L114 113V111ZM119 110V111H118ZM130 110V111H129ZM126 111H127V116H126ZM139 113L138 114V117L140 116V114H141V116H142V118L143 119H139L138 118V120H137V122H136V120H135V118L133 117V115L136 117V119H137V112ZM123 112V113H122ZM130 112L133 114H130ZM134 112V113H133ZM136 112V113H135ZM49 113V114H48ZM71 113V114H72ZM91 113V114H90ZM109 113V114H108ZM114 116H112L111 114ZM114 113V114H113ZM35 114H38V115H35ZM47 114V115H46ZM59 114V115H58ZM62 114H65V115H62ZM87 114V116H85ZM89 114V115H88ZM94 114H96V116L94 115ZM125 116H124V115ZM58 115V116H57ZM79 115V116H78ZM92 115H94L95 116V118H93L94 116H92ZM103 115V116H102ZM119 115H121V116H119ZM57 116V118H60V120L62 121V122H60L62 125H66V126H62V125H58V126H54L55 124L54 123H52V124H47V123H49V122H47V121H50V119H52L53 121H54V118ZM63 116V117H62ZM64 116H67L65 119H63L64 118ZM78 116V117H77ZM92 116V118L91 119H93V121L90 119V117ZM117 116H119V117H121V118H119V117H117ZM123 116V117H122ZM140 116V117H141ZM39 117H40V119H39ZM83 117H87V118H83ZM101 117V118H100ZM104 117V118H103ZM124 117H126V118H124ZM129 117V118H128ZM72 118V117H71ZM117 118V119H116ZM74 118H72V120H73ZM85 120V119H87V120H85V122L87 123V122H89L90 120L92 121V122H94L95 123V127H94V125H93V123H85L84 122V124H82L83 122L81 121V120ZM126 121H125V120ZM130 121H129V120ZM63 120H65V121H67V124H68V127H67V124H66V122L65 121H63ZM68 120H70V119H68ZM106 120V121H105ZM116 120V122H118L119 123V125H116L115 123H114V121ZM128 120V121H127ZM133 120V122L135 121L136 123H132L131 121ZM53 121H50V122H53ZM90 121V122H91ZM96 121H98V122H96ZM39 122H40V124H39ZM64 122H65V124H64ZM80 122H82L81 124H79ZM106 122V123H105ZM108 122H109V124H108ZM111 122L112 123H114L115 125H112L113 127H111ZM132 124H131V123ZM200 122H202L200 119H198L197 121H196V126H195V129H196V132L198 133V129L197 128H201L200 126H201V124H199ZM35 123H36V125H35ZM103 123V124H102ZM125 123V124H126ZM45 124H47V125H45ZM89 124V125H88ZM91 124L93 125L92 127H90L91 126ZM97 124H99V125H97ZM131 124V125H130ZM234 124H236V121H234V120H231L230 119V122H229V125L230 126H233ZM108 125H110V127L112 128H110ZM130 125V126H129ZM139 125H141V124H139ZM54 126V127H53ZM83 126V127H82ZM99 128H98V127ZM102 126V127H101ZM117 126H121L119 129L121 130V131H123L122 133H120V134H118L119 133V129L117 130L116 128H117ZM125 126H127V125H125ZM37 127V128H36ZM49 127V128H48ZM64 129L65 127H66V131L65 130H62L63 132L60 134V132H59V134H57L58 133V131H57V133H55V131L56 130H58L59 129V131L62 129V128ZM75 127V126H74ZM81 127V128H80ZM101 127V128H100ZM104 127H106L105 129H107L108 131H109V133H108V131L107 130H105L104 129ZM114 127H115V130H114ZM56 128H58V129H56ZM81 130H80V129ZM89 128H91V129H89ZM111 130H113V131H111L110 132V129ZM126 128V129H127ZM55 129V130H54ZM74 129H75V131H77V132H75L74 133ZM98 129H100V130H102L101 131V133H99V130ZM103 129H104V132H106V133H108V134H110V137L108 138V137H106V133H104L103 132ZM130 129H128V131H132V130H130ZM39 132H38V131ZM49 130H54L53 132H54V134H56V137L54 138L53 136H54V134H53V132L52 131H49ZM72 130V131H71ZM88 130H92V131H94V132H97V134H95L94 132H88ZM135 130H134V133H135ZM67 133H65V132ZM68 131H69V133H68ZM115 131H117L116 132V134H115ZM120 131V132H121ZM146 131L147 130H142L141 129V131H139V133L138 134H136V135H141L140 133H144V135L146 136ZM49 132H52L51 134L49 133ZM70 132L72 133V134H70ZM79 132V133H78ZM133 132V131H132ZM148 132V131H147ZM77 133H78V135H77ZM92 135V136H94L95 135V138L94 137H92V136H90V134ZM114 133V134H113ZM37 134V135H36ZM51 136H50V135ZM52 134H53V136H52ZM99 134H101L100 135V137L103 135L104 137H106V138H108L107 140H106V138H104V137H102L103 138V140H102V138H99ZM106 134V135H105ZM112 134V135H111ZM58 135H60V136H58ZM70 135V136H69ZM80 135V136H79ZM96 135H97V137H96ZM143 134H142V136L143 137H145ZM40 136H41V138H40ZM48 136V137H47ZM49 136H50V138H49ZM68 136V137H67ZM79 136V137H78ZM109 136V135H108ZM114 136H117L118 138H116L115 139V137ZM45 137V138H44ZM51 137H53L54 138V140H53V138H52V140H51ZM62 137V138H61ZM83 137H84V139H83ZM86 137H87V139H86ZM88 137L90 138H92V139H94L96 142H94V140L92 141L91 140V138H90V142L89 141H87L88 140ZM44 138V139H43ZM48 139V141L47 140H45V139ZM57 138H58V140H57ZM70 138V139H69ZM78 138V139H77ZM96 138H98V140L96 139ZM115 140H114V139ZM22 139V138H21ZM31 139H32V141H35V142H33L34 144H31L32 143V141H31ZM50 139V140H49ZM60 139H62L63 141H64V143H63V141H61ZM43 142V143H41V141ZM44 140V141H43ZM55 140H57L58 142H55ZM101 140H102V142H101ZM104 140H106V142L104 141ZM8 141V140H7ZM49 141H51V142H54V144H55V146H51L52 144L50 143H47V142H49ZM117 141V142H116ZM11 142H12V140H11ZM23 142V144H21ZM28 142L27 143H25L26 145L28 144ZM60 142V143H59ZM75 142V143H74ZM89 142V143H88ZM92 142H94L95 144H97L96 146H95V144H93ZM101 142V143H100ZM58 143V144H57ZM62 143V144H61ZM68 143V144H67ZM83 143V144H82ZM30 144H31V146H33L32 148H33V150L31 151V149H29V146H30ZM44 144L46 145V146H44ZM49 146H48V145ZM53 144V145H54ZM61 144V145H60ZM63 144H64V146H63ZM74 144H76V145H74ZM103 144V145H102ZM123 144V145H122ZM16 145V146H15ZM24 147H23V146ZM83 145V146H82ZM89 145H90V147H89ZM101 145H102V147H101ZM107 145V146H106ZM18 146H20V147H18ZM31 146H30V148H31ZM48 146V147H47ZM54 147V148H49V147ZM57 146V147H56ZM73 146V148H71ZM82 146V147H81ZM104 146L105 147H107L106 149V151H105V149H104ZM27 147V146H26ZM34 147H35V149H34ZM44 147H46L47 149H45ZM55 147H56V149H55ZM62 147V148H61ZM64 147H65V149H64ZM69 147V148H68ZM84 147H85V149L87 148V149H89V150H91V151H89V150H87V151H85V149H84ZM25 148V149H24ZM37 148V149H36ZM60 148V149H59ZM82 148V149H81ZM103 148V150L101 151V149ZM117 148V147H116ZM21 149H23L24 150V153H23V150H21ZM64 149V150H63ZM69 149H70V151H72L71 153H73V154H76L75 156H74V158L73 159H71L73 156H71V155H73V154H71L70 153V151H69ZM113 149H114V151H113ZM12 150H14L13 152H12ZM29 150V151H28ZM38 150V151H37ZM48 152H46V151ZM51 150H55V151H51ZM60 150V151H59ZM84 150V151H83ZM117 150V151H116ZM25 151L27 152V154H25ZM31 151V152H30ZM40 151H41V153H40ZM63 153H62V152ZM68 151V152H67ZM93 151H94V153H93ZM19 152V153H18ZM36 152H37V154H36ZM38 152H39V156H38ZM42 152H43V155L45 154V156L46 157H44V156H42L41 154H42ZM45 152V153H44ZM61 152V156L60 157H58V154ZM65 152H67V153H65ZM80 152H82V153H80ZM85 152V153H84ZM91 153L92 152V155H90V157H88V155L87 154H89V153ZM105 152H107L108 154H106ZM116 152H118V153H116ZM25 156V157H23V155ZM54 153H55V155H54ZM69 153H70V156H68L69 155ZM79 153H80V155H79ZM96 153V154H95ZM105 153V154H104ZM13 154H12V156H13ZM21 154V155H20ZM29 154V155H28ZM47 154H48V156H47ZM51 154V155H50ZM52 154H53V157L55 156L56 157V154H57V157L56 158H52L51 156H52ZM63 154V155H62ZM65 154V155H64ZM66 154H68L67 155V159L65 158V156H66ZM77 154H78V156L79 157H77V158H79V159H76V156H77ZM85 154V155H84ZM111 154H112V157H111ZM115 154H117V155H115ZM27 155V156H26ZM87 155V157L86 158H88V159H86L84 156H86ZM95 155V156H94ZM101 155V156H100ZM105 155H106V157H105ZM32 156V157H31ZM100 156V157H99ZM104 156V157H103ZM109 156L111 157V159L109 158ZM114 156V157H113ZM116 156L118 157L117 159L119 160H117V159H115L116 158ZM27 157V159L26 160H23V159H25ZM37 157H38V159H39V157H40V162H42L43 161V159L42 158H44V160H45V162H42L43 164H39V160L37 159ZM48 157H50L49 159H51L50 161H49V159H47ZM69 157H71V158H69ZM98 157V158H97ZM23 158V159H22ZM62 159V161H61V159ZM63 158H65V162L63 161ZM81 158H83V159H85V160H83V159H81ZM98 159V160H96V159ZM112 158H114V159H112ZM30 159H33V164L35 165H32V161H30L29 162V160ZM56 159V160H55ZM58 159V160H57ZM70 159L71 160H74V159H76L75 160V162H73L72 163V161H70ZM108 159H110V160H108ZM121 159V160H120ZM49 161V162H47V161ZM79 160L80 161H82V162H79ZM111 160H114V161H111ZM2 161H5V162H2ZM37 161V162H36ZM55 162V164L53 163H50V162ZM60 161H61V163H60ZM78 161V162H77ZM99 162V163H97V162ZM109 161V162H108ZM116 161V162H115ZM19 162H20V164H19ZM23 162V163H22ZM27 162V163H26ZM56 162H57V164L58 165H56ZM64 162V163H63ZM69 162H70V164H74V166L76 167V169H73L74 168V166L72 165L71 167H69L70 166V164H69ZM95 162V163H94ZM110 162H114V165L116 164V166L115 167H117V168H115ZM120 162H122V164H124V166H122L121 165V163ZM125 162V163H124ZM30 163V164H29ZM51 164V165H48V166H46L45 164ZM68 165L67 167L65 166L66 164ZM81 163V164H80ZM96 163L97 164H99V165H96ZM101 163H103V165L101 164ZM12 164V165H11ZM27 164V165H26ZM65 164V165H64ZM111 164V165H110ZM119 164V165H118ZM125 164H127V165H125ZM129 164H132V166L130 165L129 166ZM14 168H12L11 166ZM30 165H32V167L34 166V171H33V169L31 168V166ZM38 165H40V166H38ZM94 165V166H93ZM100 165H102L103 167L102 168H100ZM106 165H108V167H109V165H110V167L108 168V167H106ZM26 166V167H25ZM29 166V167H28ZM51 166V167H50ZM59 166H61V167H59ZM98 167V169H99V171H98V169L97 168H94L93 169V167ZM111 166H113L112 167V169H111ZM125 166H127V167H125ZM25 167V168H24ZM37 167V168H36ZM57 167V168H56ZM62 167H64V168H66V170L68 171V173L71 175L73 172H74V175H76V176H70L68 173H67V171L66 170H64V169H62ZM91 167V168H90ZM121 167H122V169H121ZM124 167V168H123ZM131 167H133V168H131ZM21 168L25 171V174H27L28 175V177H29V180H28V178L27 177H25V176H27V175H25L24 174V171H23V173H21L22 172V170H21ZM28 168H30L31 170H28ZM44 168V169H43ZM45 168H46V171H45ZM47 168H49V169H47ZM59 168V169H58ZM69 168H71L72 170H74V171H72V173H71V171L70 170H68ZM88 168H90V169H88ZM106 170H105V169ZM111 171V172H109V170ZM114 168H115V171H114ZM119 168V169H118ZM136 168V169H135ZM19 169V170H18ZM28 171H27V170ZM37 169V170H36ZM51 169V170H50ZM57 169H58V171H57ZM61 169V170H60ZM86 169L87 170H90V171H88V174H86L87 172H86ZM93 169V170H92ZM97 169V170H96ZM102 169V170H101ZM133 169H135V170H133ZM12 171V173H11V171ZM54 170H56V171H54ZM60 170V171H59ZM105 170V171H104ZM108 170V171H107ZM116 170H120V172H118V171H116ZM26 171H27V173H26ZM35 171H36V173H35ZM63 171V172H62ZM64 171H66V172H64ZM70 171V172H69ZM100 171L102 172V174L100 173ZM112 171H114L113 173L114 174H112ZM123 171V172H122ZM125 171V172H124ZM18 172H20V175L22 174V177L21 178H19L20 176H18L19 174H17ZM33 172H34V174H35V176H34V174H33ZM38 172H39V174H38ZM47 172H49V173H51L52 172V174H47ZM58 173V175H57V173ZM95 174H94V173ZM96 172H98V173H96ZM104 172H106L107 173V177L105 176L106 175V173L104 174ZM109 172V173H108ZM128 172V173H127ZM138 172V173H137ZM2 173V174H1ZM28 173H32V174H30V175H33V176H31L30 177V175L28 174ZM44 175V177H41L40 179H37V176H38V178L40 177V176H42V174ZM64 173V174H63ZM84 173V174H83ZM94 175H93V174ZM118 173V174H117ZM120 173V174H119ZM135 173V174H134ZM137 173V174H136ZM46 174H47V176H49V177H47L46 176ZM90 174V175H89ZM115 174H117L118 175V177L120 178V177H123V178H120V179H122V180H117V179H119V178H117V175H115ZM40 175V176H39ZM56 175V176H55ZM83 175V176H82ZM87 175H89V176H87ZM101 175V176H100ZM105 176V177H103V179H102V176ZM110 175V176H109ZM114 175V176H113ZM142 175H143V177H142ZM60 176V177H59ZM98 177V182L96 181V179H97V177ZM135 176V177H134ZM17 177H18V180L20 179V181H18L17 180ZM34 177L37 179H35L34 180ZM47 177V178H46ZM62 177H63V179H62ZM69 177H72V179L74 180L73 182H72V180L70 181V179H69ZM85 177V178H84ZM91 177H92V180H91ZM95 177V178H94ZM99 177L101 178V179H99ZM113 177V178H112ZM23 178H24V180H23ZM31 178L33 179V180H31ZM110 178V179H109ZM143 178V179H142ZM26 179V180H25ZM67 179H68V181H67ZM78 179V180H77ZM82 179V180H81ZM83 179H85L84 181H83ZM112 179V180H111ZM113 179H114V181H113ZM116 179V180H115ZM41 180V181H40ZM87 180V181H86ZM105 180V181H104ZM110 180V181H109ZM124 180V181H123ZM4 181V182H3ZM21 181L23 182V184H21V186L19 187V184L21 183ZM27 183L26 184V186H25V182ZM67 181V182H66ZM77 181H78V183H77ZM80 181V182H79ZM81 181H83V182H81ZM87 182V183H84V182ZM90 181H93L92 183L90 182ZM104 182L105 183V185L106 186H104V183L102 184V182ZM109 181V182H108ZM113 181V182H112ZM20 182V183H19ZM31 182H35V183H31ZM42 182V183H41ZM77 183V184H74L73 185V183ZM116 182H119V184H116ZM120 182H122V183H120ZM144 182H147L146 184L144 183ZM5 183H7V184H5ZM30 183V184H29ZM98 183V186L100 185L101 187L99 188L98 186L96 187L95 185ZM107 183V184H106ZM110 183H111V185L112 186H110ZM144 183V184H143ZM36 184V185H35ZM80 184V185H79ZM90 184V185H89ZM18 185V186H17ZM29 185V186H28ZM30 185H33V187H31ZM73 185V186H72ZM77 185H78V187H77ZM82 185V186H81ZM92 185V186H91ZM103 185V186H102ZM110 186V187H108V186ZM115 185H118V186H115ZM122 185H123V187H122ZM23 186L25 187V188H23ZM37 186H41L40 188L39 187H37ZM80 186V187H79ZM88 188H87V187ZM94 186V187H93ZM127 186V187H126ZM31 187V188H30ZM71 187H73L72 189H71ZM111 187H113V188H111ZM116 187L118 188V190H120L119 192H118V190L116 189ZM120 187L122 188V189H120ZM127 189H126V188ZM144 187V188H143ZM5 188V189H4ZM27 189V190H22V189ZM35 190H34V189ZM90 188V189H89ZM96 188V189H95ZM106 188H108V190L106 189ZM110 188H111V190H110ZM145 188H147V191H148V193L146 192V189ZM19 189H21L20 191H19V194L17 195V193H18V190ZM73 190L72 192H70L69 190ZM77 189H80V190H77ZM126 189V192L124 191ZM129 189L132 191H129ZM7 190V191H6ZM34 190V191H33ZM42 190V189H41ZM68 190V191H67ZM110 190V191H109ZM21 191H23V194H24V196H23V194H22V192ZM92 191V192H91ZM95 191V192H94ZM107 193H106V192ZM112 191V193H111V195H110V192ZM114 191L115 192H117V193H114ZM129 191V192H128ZM145 193H144V192ZM6 192H8L9 193V196H8V193H6ZM68 194H67V193ZM123 192V193H122ZM126 194H125V193ZM134 192V193H133ZM20 193H21V196H23L24 197V199H23V197H20L21 199H22V202L25 204H23L22 202L20 203V198H18L19 196H20ZM30 194V196L32 195V197H33V199H31L30 198V196L28 195V194ZM54 193V194H55ZM61 193H63V194H61ZM103 193H105V194H103ZM119 193V195H118V198H116L115 196H117L116 194H118ZM122 194V196L124 195L126 198H124V196L123 197H121V194ZM132 193V194H131ZM147 193V194H146ZM151 193V194H150ZM25 194H27L28 195V197L25 195ZM65 194V195H64ZM70 194H72V195H74V197L72 196V195H70ZM108 194V195H107ZM114 194V195H113ZM13 195V196H12ZM15 195H16V197H15ZM88 195V196H87ZM105 195V196H104ZM107 195V196H106ZM110 195V196H109ZM113 195V197L115 198H112L111 196ZM133 195V196H132ZM149 195V196H148ZM18 196V197H17ZM92 196V197H91ZM129 196V197H128ZM12 197V198H11ZM86 197V198H85ZM89 197V198H88ZM91 197V198H90ZM109 197H111V199L109 198ZM121 197V198H120ZM17 198V199H16ZM26 198V199H25ZM72 198V199H71ZM104 198V199H103ZM106 198V199H105ZM148 198V199H147ZM149 198L151 199V200H149ZM96 199H98V200H96ZM116 199H118V201L117 202H119V204L116 202ZM126 199V200H125ZM130 199H132V200H130ZM158 199V200H157ZM6 200V201H5ZM9 200V201H8ZM19 201V204H21V205H19L18 204V201ZM87 200V201H86ZM104 200V201H103ZM122 200V201H121ZM4 201V202H3ZM71 201V202H70ZM97 202L96 203V205L97 204H101L100 205V207L97 205H95L94 203L95 202ZM111 201H113V202H116V204L115 203H113V202H111ZM125 201H126V203L127 202H129V203H127V204H129L130 206H128L126 203H125ZM150 201V202H149ZM12 202V203H11ZM50 202H51V200H50ZM100 202V203H99ZM109 202H111V203H109ZM121 202H123L122 203V207H121ZM51 203H54V201L53 202H51ZM68 203H69V205H68ZM135 203V204H134ZM13 204V205H12ZM24 206H23V205ZM28 204V205H27ZM30 204V205H29ZM66 204V205H65ZM89 205L88 207H87V205ZM113 204H114V206H113ZM118 204V205H117ZM125 204V206H123ZM134 204V205H133ZM11 205V206H10ZM15 205V206H14ZM20 206V207H18L17 208V206ZM106 205V206H105ZM117 205V207H116V209H118L117 211H116V209L114 208V210H113V208L112 207H115ZM4 206V207H3ZM27 208H26V207ZM29 206V207H28ZM96 208H95V207ZM119 206H120V208H119ZM6 207H8V208H6ZM16 209H15V208ZM23 207V208H22ZM32 207V208H31ZM90 207V208H89ZM137 209V211L136 210H134L135 208ZM151 207V208H150ZM160 207L161 206H158L157 208H158V210H160ZM13 209V211H12V209ZM22 210L21 212H20V209ZM105 208H107V209H105ZM111 208H112V210H113V212H111L112 213V216H111V214H110V212H108V210L110 209L111 210ZM122 208V209H121ZM125 208V209H124ZM128 208V209H127ZM19 209V210H18ZM25 209V210H24ZM42 209V208H41ZM102 209H104V210H102ZM120 209V210H119ZM133 209V210H132ZM149 209H153L154 211H155V213H154V211H150ZM4 210H7V212L9 213H7L6 211H4ZM15 210H17L16 212H15ZM35 210H37V211H35ZM78 210V211H77ZM100 211V210H102V211H100V212H98V213H96V211ZM107 210V211H106ZM109 210V211H110ZM111 210V211H112ZM122 210V211H121ZM142 210V211H141ZM12 211V212H11ZM22 214L21 216H19L20 215V213ZM34 211V212H33ZM40 211H42V212H40ZM88 211H89V213H88ZM105 211L106 212H108V213H106V214H103V213H105ZM125 212V214L124 213H121V212ZM131 211H133V212H131ZM19 213V215H18V213ZM26 214H25V213ZM75 212H77L78 214H80L78 217H77V213H75ZM90 212H91V214L92 215H90ZM115 212V213H114ZM154 214H153V213ZM14 214L13 216H12V214ZM17 213V214H16ZM35 213V214H34ZM40 213V214H39ZM41 213H42V215H41ZM120 213V214H119ZM25 214V215H24ZM98 214V215H97ZM102 214H103V216H102ZM122 214V215H121ZM128 214V215H127ZM134 214V215H133ZM153 214V215H152ZM7 215V216H6ZM10 215V216H9ZM42 217H41V216ZM89 215V216H88ZM100 215V216H99ZM105 215L107 216V218L105 217ZM114 215V216H113ZM124 215H125V217H124ZM127 215V216H126ZM9 216V217H8ZM21 217L22 218V216H27V217H23L24 218V220L26 221V222H24V220L23 219H21V218H19V217ZM152 216V217H151ZM156 216V217H155ZM14 219V220H12V218ZM31 217H32V219H31ZM36 217H37V219H36ZM79 217H80V219H79ZM89 217V218H88ZM98 217V218H97ZM128 217H130V218H127ZM157 218L156 220H155V218ZM228 217V216H227ZM8 218V219H7ZM42 218L44 219V220H42ZM123 218H126V219H124L123 220ZM1 219H2V221H1ZM18 219H20V221H17ZM36 219V220H35ZM113 219V220H112ZM121 219V220H120ZM8 220H10L11 221V223H9L8 222ZM27 220H29V221H27ZM80 220V221H79ZM130 220V221H129ZM149 220V221H148ZM6 221H7V223H6ZM38 221L39 222V224L37 223V224H35L36 222ZM44 221V222H43ZM95 221V222H96ZM100 221V222H101ZM119 221V222H118ZM135 221H136V223L138 224V225H136V223H135ZM151 221V222H150ZM153 221H155L154 223H153ZM15 222V223H14ZM22 224H21V223ZM29 224H31V225H29ZM32 222V223H31ZM81 224H80V223ZM91 222V223H90ZM95 222H93V221H89L88 223H87V225H84V226H82V229H81V232H82V235L83 234H86V232H89V230H90V226H93L94 224H95ZM122 222H123V224H122ZM161 222V223H160ZM19 223V224H18ZM48 223L49 225L51 224L52 226H49V225H46V224ZM79 223V224H78ZM157 223H159V224H157ZM4 224H5V226H4ZM9 224V225H8ZM17 226H16V225ZM25 224V225H24ZM27 224V225H26ZM43 224H45V225H43ZM144 224V225H143ZM149 224H152V226L151 225H149ZM14 227H13V226ZM38 225H40V226H38ZM56 225H57V228H56ZM128 225V226H127ZM133 225V226H132ZM158 225V226H157ZM20 226V227H19ZM23 226H26L25 227V229H23L22 230V228H24ZM30 228H29V227ZM43 228H42V227ZM44 226H45V228H44ZM47 226V227H46ZM142 226V227H141ZM11 227H13V228H11ZM17 227H19V228H17ZM42 229H41V228ZM53 227V229L51 230V228ZM125 227H127V228H125ZM131 227V228H130ZM157 227V228H156ZM21 228V229H20ZM32 228V230H30L29 231V229H31ZM84 228H86V229H84ZM141 228V229H140ZM146 228L147 229H149L148 230V232L146 231ZM152 228V229H151ZM19 229H20V232H18L19 231ZM55 229V230H54ZM77 229V230H76ZM126 229H131V232L132 233H130L128 230H126ZM137 229V230H136ZM138 229L140 230L139 232H138ZM17 230V231H16ZM41 230H45L44 232L42 231L41 232ZM151 230V231H150ZM159 231V233H160V237L158 236V231ZM22 231H24V232H22ZM29 231V232H28ZM32 231V232H31ZM50 231V232H49ZM129 232L128 234H127V232ZM8 232H9V230H8ZM81 232H80V234H81ZM126 232V233H125ZM10 233V232H9ZM24 233V234H23ZM43 233V234H42ZM49 235H48V234ZM96 233L97 234H99V236H102L101 234H102V232H101V234H100V230H99V227H98V229L96 230ZM136 233H137V235H136ZM153 233V234H152ZM47 234V235H46ZM76 234H79V233H76ZM146 234H148L147 236H146ZM15 235V236H14ZM128 237H126V236ZM135 235V236H134ZM139 235V236H138ZM52 236V237H51ZM79 236V235H78ZM84 237H88V235L86 234V235H83ZM115 236V237H116ZM137 236V237H136ZM143 236V237H142ZM8 237V236H7ZM29 237V238H28ZM41 237V238H40ZM60 237V238H59ZM135 239H134V238ZM147 237V238H146ZM24 238V239H23ZM26 238V239H25ZM48 238V239H47ZM50 238V239H49ZM82 238V237H81ZM101 238V239H100ZM132 238H133V240H132ZM144 238H146L145 240H144ZM150 238V239H149ZM152 238H154V239H152ZM229 238V237H228ZM41 239V240H40ZM59 239V240H58ZM60 239H62V240H60ZM100 239V240H99ZM142 239V240H141ZM27 240V241H26ZM52 240V241H51ZM102 240H103V243H102ZM105 240V241H104ZM115 240V241H114ZM150 240H152L151 242H150ZM40 241V242H39ZM46 241V242H45ZM57 241V242H56ZM60 241H61V244H62V242H63V245H64V247H62V245L60 244ZM113 243H111V242ZM121 241V242H120ZM123 241V242H122ZM131 243H130V242ZM30 242H31V244H30ZM38 242V243H37ZM48 242H50V243H48ZM54 242V243H53ZM56 242V243H55ZM115 242H117L118 244L116 245L115 244ZM129 242V243H128ZM40 243V244H39ZM111 243V245H109ZM128 243V244H127ZM135 243L137 244V245H135ZM16 244V245H15ZM35 244V245H34ZM57 244V245H56ZM58 244H60V245H58ZM103 244V245H102ZM109 245V247H112V249L111 248H108L107 246ZM124 245V247L126 248V249H124L123 247H121L122 245ZM152 244V245H151ZM158 244H159V246H158ZM37 245V246H36ZM44 245H46V246H44ZM101 245H102V247H101ZM115 247H117V249L115 250L114 249V246ZM151 245V246H150ZM1 247H0V255H1V253H6L7 251H10L9 249H7V245H4V243L2 244V245H0ZM5 246V247H4ZM35 247V249L33 248V247ZM56 246V247H55ZM2 247H4V248H2ZM103 247H104V249L106 250V252H105V250L103 249ZM33 248V249H32ZM55 248H58V249H56V250H58L57 252H56V250H55ZM60 248V249H59ZM94 248H96V247H94ZM100 248H102V249H100ZM123 248V249H122ZM133 249V250H131V249ZM150 248H153V250L152 249H150ZM160 248H162V250L161 251H159L160 250ZM4 249V250H3ZM26 249V250H25ZM30 249H32V250H30ZM39 249V250H38ZM128 249V250H127ZM130 249V250H129ZM136 249H137V253L135 254V252H136ZM12 250V252L14 251L13 250V248L11 249ZM45 250V251H44ZM100 250V251H99ZM111 250V251H110ZM113 250V251H112ZM115 250V251H114ZM123 250V251H122ZM140 250V251H139ZM28 251V252H27ZM51 251V252H50ZM61 252V254L59 253V255H58V252ZM111 252V253H109L110 254V256H112V257H109V254H107L108 252ZM133 253H132V252ZM152 251H154V252H152ZM24 252V253H23ZM118 252V255L116 254ZM120 252V253H119ZM160 252H162L163 253V261L161 260V256H160V254H162V253H160ZM35 253V254H34ZM43 253V254H42ZM62 253H63V255H62ZM122 253V254H121ZM3 254V255H4ZM8 254V253H7ZM7 254H5L6 256H7ZM15 254H18V256L16 255V258H15ZM101 254V255H100ZM106 254H107V257H106ZM111 254H113V255H111ZM155 254H157L159 257H160V260H161V262H158V263H155L156 261H155V259H154V256H155ZM27 255V256H26ZM57 255H58V257H57ZM62 255V257H60L59 258V256H61ZM103 255V256H102ZM125 255V256H124ZM5 256V257H6ZM50 256V257H49ZM57 258H56V257ZM100 256V257H99ZM102 256V257H101ZM140 256V257H139ZM4 256H2V258L1 259H4L3 258ZM119 257H120V260H119ZM137 257V258H136ZM55 258V259H54ZM109 258H110V260H109ZM117 258H118V260H117ZM134 258V259H133ZM139 258H141L140 260H139ZM147 260V262H144V260ZM151 259V261H149ZM5 260V259H4ZM3 260V261H4ZM49 262H48V261ZM51 260H53V261H51ZM57 260V261H56ZM139 260V261H138ZM153 260V261H152ZM6 261V260H5ZM4 261V262H5ZM109 261V262H108ZM119 261H120V263H119ZM136 261V262H135ZM155 261V262H154ZM33 262V263H32ZM97 263V264H101V263ZM108 262V263H107ZM125 262V263H124ZM0 263H1V261H0ZM2 264H4V263H2Z\"/></svg>",
  "mask_w": 264,
  "mask_h": 264
},
{
  "label": "snow or ice",
  "instance_id": "6c2138e0",
  "mask_svg": "<svg viewBox=\"0 0 264 264\" xmlns=\"http://www.w3.org/2000/svg\"><path fill=\"white\" fill-rule=\"evenodd\" d=\"M41 7L44 9L45 12H47L52 19H55L54 14H52V8L49 4V0H41Z\"/></svg>",
  "mask_w": 264,
  "mask_h": 264
}]
</instances>
